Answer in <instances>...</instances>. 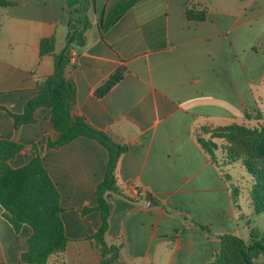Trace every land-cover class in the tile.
Instances as JSON below:
<instances>
[{
    "label": "crops",
    "instance_id": "obj_1",
    "mask_svg": "<svg viewBox=\"0 0 264 264\" xmlns=\"http://www.w3.org/2000/svg\"><path fill=\"white\" fill-rule=\"evenodd\" d=\"M0 12V139L23 149L13 169L37 156L61 196L66 252L48 264H100L89 239L101 224L96 191L104 180L109 151L79 137L60 148L51 110L16 127L37 94V82L55 71L54 56L68 46L70 24L80 15L68 0H6ZM124 0L84 6V43L67 49L66 78L76 87L73 117L126 146L116 171L106 243L119 247L111 264H210L221 237L248 241L250 213L233 200L236 182L198 141L203 127L254 125L264 116V0H143L104 30L108 13ZM204 13L198 20L190 15ZM55 51L41 55L43 39ZM123 78L108 93L96 92L118 70ZM250 119V120H249ZM133 186L139 194H135ZM154 204L146 208V195ZM241 198V195H240ZM93 210L84 214V208ZM33 235L19 231L0 204V263L25 264Z\"/></svg>",
    "mask_w": 264,
    "mask_h": 264
},
{
    "label": "trees",
    "instance_id": "obj_2",
    "mask_svg": "<svg viewBox=\"0 0 264 264\" xmlns=\"http://www.w3.org/2000/svg\"><path fill=\"white\" fill-rule=\"evenodd\" d=\"M141 1L143 0H124L118 4L106 16L103 29L110 28L131 7ZM9 5L8 1L0 0V12ZM89 5L94 6L95 0H68V6L80 15L76 24H70L68 46L63 52L54 56V74L38 80L37 96L26 104L22 114L14 115V119L16 127L31 124L35 121L34 114L38 108H49L50 119L58 133V138L50 141L48 148H60L79 137H86L98 141L109 151V163L104 180L98 185L97 206L94 208L100 212L102 224L98 232L89 239L100 252V264H111L118 259L120 248L109 247L106 243L111 207L105 195L116 189L117 163L127 147L116 143L111 136L95 129L83 118L72 116L76 87L66 78V70L70 65L67 49L75 42L80 45L84 43L87 24L83 30H80V25L85 23L82 8ZM190 16L198 20L204 19V13ZM54 51V38L41 41L42 56L52 54ZM122 78L123 69H120L97 90V96H104ZM256 121L257 124L252 126L233 124L218 128L203 127L198 136L200 145L218 166L215 154L221 147L215 142L216 139L227 143L223 149L227 153L228 165L243 164L252 179L249 206L251 217L264 215V116L261 114ZM22 149L23 146L20 144L0 139V204L5 210L6 219L16 231H19L23 225H29L33 230V235L28 241V251L22 257L23 262L48 264L52 256L63 255L68 245L61 219L63 211L61 196L45 169L41 157L33 158L28 165L19 169H13L8 164L9 160ZM241 194L242 191L239 189L233 190V200L236 204ZM92 210L86 207L83 213L86 214ZM210 264H264V231L253 228L248 241L236 234L223 235L221 249Z\"/></svg>",
    "mask_w": 264,
    "mask_h": 264
},
{
    "label": "rangeland",
    "instance_id": "obj_3",
    "mask_svg": "<svg viewBox=\"0 0 264 264\" xmlns=\"http://www.w3.org/2000/svg\"><path fill=\"white\" fill-rule=\"evenodd\" d=\"M257 123H254L256 125ZM209 138L208 136L206 137ZM215 142L221 147L218 151H216V159L218 161L219 166L222 170L232 177V180L236 182V189L242 191L240 201L237 206L240 205L243 212L249 214L251 212L250 207V188L252 185V179L248 175V172L244 168L242 163L238 164H231L228 165L227 163V153L223 149V146H226V141L216 139ZM251 224V228H260L264 231V215L259 217L252 216L251 220L249 221Z\"/></svg>",
    "mask_w": 264,
    "mask_h": 264
},
{
    "label": "water",
    "instance_id": "obj_4",
    "mask_svg": "<svg viewBox=\"0 0 264 264\" xmlns=\"http://www.w3.org/2000/svg\"><path fill=\"white\" fill-rule=\"evenodd\" d=\"M154 204V196L151 193H148L146 195V203H145V207L149 208L152 207V205Z\"/></svg>",
    "mask_w": 264,
    "mask_h": 264
},
{
    "label": "built area",
    "instance_id": "obj_5",
    "mask_svg": "<svg viewBox=\"0 0 264 264\" xmlns=\"http://www.w3.org/2000/svg\"><path fill=\"white\" fill-rule=\"evenodd\" d=\"M70 56H74V53L71 52V53H70ZM133 188H134V192H135V194L138 195V194H139V191H138L137 187L133 186Z\"/></svg>",
    "mask_w": 264,
    "mask_h": 264
}]
</instances>
